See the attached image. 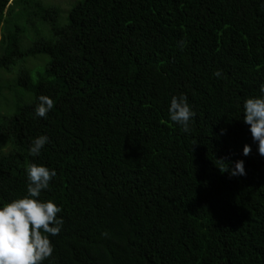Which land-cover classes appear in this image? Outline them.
<instances>
[{"label":"trees","instance_id":"16d2710c","mask_svg":"<svg viewBox=\"0 0 264 264\" xmlns=\"http://www.w3.org/2000/svg\"><path fill=\"white\" fill-rule=\"evenodd\" d=\"M261 84L264 0H0V207L36 163L63 219L42 264H264V157L243 122Z\"/></svg>","mask_w":264,"mask_h":264},{"label":"clouds","instance_id":"9594fccd","mask_svg":"<svg viewBox=\"0 0 264 264\" xmlns=\"http://www.w3.org/2000/svg\"><path fill=\"white\" fill-rule=\"evenodd\" d=\"M178 45L183 50L186 42L181 40ZM214 75L219 78L221 71L217 70ZM260 93L259 97L244 101L243 122L249 126L259 155L264 157V84L260 85ZM38 100L35 115L44 118L54 101L46 95L39 96ZM168 112L171 121L180 125L185 133L190 131V121L196 113L191 109L186 95L172 96ZM221 134H224V130H221ZM47 143L46 135L35 138L29 149L30 155L39 156ZM250 153L251 147L245 144L243 155ZM216 161L219 170L228 172L230 177L246 175L242 160L236 161L234 168H230L223 159ZM26 172L27 194L0 207V264H42L54 250L49 236L58 235L63 225V219L57 217L61 208L51 200L39 199L41 191L48 189L49 182L56 176L55 170L30 163Z\"/></svg>","mask_w":264,"mask_h":264},{"label":"rangeland","instance_id":"374dc122","mask_svg":"<svg viewBox=\"0 0 264 264\" xmlns=\"http://www.w3.org/2000/svg\"><path fill=\"white\" fill-rule=\"evenodd\" d=\"M52 2H59L62 4H64V2H67V1H71V0H51Z\"/></svg>","mask_w":264,"mask_h":264}]
</instances>
